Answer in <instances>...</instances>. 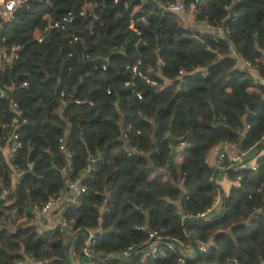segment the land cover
<instances>
[{"label":"trees","instance_id":"obj_1","mask_svg":"<svg viewBox=\"0 0 264 264\" xmlns=\"http://www.w3.org/2000/svg\"><path fill=\"white\" fill-rule=\"evenodd\" d=\"M149 1L28 0L9 23L0 21V48L19 49L11 66L0 67V146L1 127L18 119L13 163L25 172L6 204L10 169L0 156V264H70L71 247L80 264H264V157L256 171L227 156L220 168L206 162L220 143L245 151L264 142V88L230 56L264 75V0H180L213 34L185 29ZM68 13L72 23L37 42ZM138 62L143 75L170 84L133 80ZM180 70L187 76L179 86ZM169 134L184 143L171 164ZM65 166L85 192L69 206L66 233L38 234L29 209L63 190ZM218 173L239 177V185L223 193ZM218 195L214 217L184 219ZM87 230H97L92 258L81 253ZM153 232L159 255L144 261L135 252ZM195 240L209 244L206 253ZM130 247L135 252L126 254Z\"/></svg>","mask_w":264,"mask_h":264},{"label":"built area","instance_id":"obj_2","mask_svg":"<svg viewBox=\"0 0 264 264\" xmlns=\"http://www.w3.org/2000/svg\"><path fill=\"white\" fill-rule=\"evenodd\" d=\"M28 0H0V21L4 23H9L12 18L14 17V14L17 12L18 9L21 8V6L26 3ZM126 3L130 0H125ZM141 3L144 2V0H137ZM158 9L161 11H165L172 14H185L192 12L193 15H195L196 11L195 8L192 6L190 8L186 7L181 1L179 2H166V3H158L156 2ZM126 6L128 4H125ZM81 15H83V12H81ZM74 20V17L71 13H68L61 21L54 22L52 25H50L48 28H46L45 32L42 34H39V36L36 38L38 43H41L44 41V39L54 30L56 29H65V25L72 23ZM206 28L210 31L216 32L217 30H214L206 25ZM221 32V31H219ZM137 35H140L139 32H137ZM79 42L78 37L75 36L68 42V46L72 47L74 44H77ZM18 52L19 49L17 47H11L9 49L0 48V67L4 65L11 66L15 60L18 59ZM230 56L235 61V68L248 74L251 78L253 84L255 86L263 87L264 88V75L261 74L258 69L255 67V65L248 59L243 58L242 56H239L235 52H231ZM139 62L131 67V73L132 78L142 80L145 84L150 85L152 87H156L159 89H163L167 87L170 82L165 79H161L160 81L154 80L150 77H147L143 75L138 70ZM187 76L186 72L183 70L178 71L176 77L174 78L173 82L177 83L179 86L183 84L184 77ZM129 85V84H127ZM130 85H134L131 84ZM23 86H26L24 84ZM1 97H4V92L0 91ZM136 97L138 99H141V93L137 92L135 93ZM61 96H63L61 94ZM12 107L14 110H16L18 107L15 103H12ZM18 119H14L10 125H3L1 127L2 130H7L6 136H5V145L0 146V156L5 158L6 163L9 166L10 173H9V180H10V186L11 190L8 192L7 190L3 192L2 199L6 201V204H11L10 201H13V199L8 200V195L16 190L18 185L20 184V181L23 178V175L25 174L24 170L19 166L13 163V159L15 157V152L21 147L19 137L16 134L17 130V124ZM250 127L248 125L245 126V130H248ZM170 142V141H169ZM227 144V143H224ZM260 144H264V142H261ZM230 145V144H229ZM184 146L183 142L178 141L177 150L179 148H182ZM234 146V145H232ZM237 147V146H236ZM170 148H171V142H170ZM60 150L65 154L66 158L68 159L69 153L66 151L65 148V140L62 138L60 140ZM250 150V149H249ZM248 154V150L241 151L238 149V152L235 156L230 158V162L234 166L244 165L251 167L253 171H256L258 169L257 163L249 164L246 161V155ZM226 157L225 153H222L218 156L216 167L220 168L221 164L223 163L224 159ZM30 168L33 167L32 163L28 166ZM90 169V168H88ZM69 166H65L61 169V172L64 174V188L63 190L53 198L49 199L46 203L42 205H34L31 206L29 209V213L32 218V224L36 227V233L41 234L44 231L50 230V229H58L61 233H66V230H69V206L74 205L77 203L76 197L77 195L84 193L85 189L80 187L77 182H74L69 177ZM226 177L227 175L224 174ZM228 178V177H227ZM229 179V178H228ZM230 180V179H229ZM232 186L236 185L238 186L240 183V178L238 177L235 180H230ZM2 187V181L0 179V188ZM222 206V201L220 196H216L213 200V202L210 204L209 207H207L204 211L197 213L195 215H186L184 217L185 220H208L211 217H214L220 207ZM53 217L57 218V223L53 224L52 219ZM13 229V228H12ZM96 233L97 230H87L84 236V244L81 248V253L86 258H92L96 252H95V243H96ZM70 237H73V234L68 233ZM161 237L158 236L157 232H153L149 234V237L147 241L144 243V247L141 251H136L130 247L127 249L126 254H131L133 252L138 253L141 256L142 260L147 259H156L159 255V241ZM195 244L197 247V251L200 253H206L209 244L207 242L201 241V240H195ZM169 250H175V247L173 244H170L168 246ZM69 261L73 264H80L78 260V256L76 255V252L74 251V248L71 247L69 251Z\"/></svg>","mask_w":264,"mask_h":264},{"label":"crops","instance_id":"obj_3","mask_svg":"<svg viewBox=\"0 0 264 264\" xmlns=\"http://www.w3.org/2000/svg\"><path fill=\"white\" fill-rule=\"evenodd\" d=\"M176 2H179L180 0H175ZM177 16L178 22L185 28L191 31H195V32H207L210 34H213L214 31H209L204 25L203 23L197 22L195 20V15H193L192 12L189 13H185V14H175ZM215 33V32H214ZM217 33V32H216ZM218 34H220L221 37H223L222 32H218ZM238 152V148L236 146H232L229 144H224V143H220L217 146L213 147L212 149L207 151V155H206V162L207 164L211 167V168H216V164H217V159L218 156L222 153H225L226 156L230 159L233 156L236 155V153ZM171 155V152H170ZM169 155V157H170ZM261 157H264V144H259L258 146H255L253 148H251L250 150H248V154L246 155V161L248 163V165L250 164H254L256 163V161H258V159H260ZM177 159V158H176ZM215 180L217 185H219V187L221 188V190L223 191V193L227 194L230 189L232 188V184L230 182V180L222 173H218L215 176ZM13 201H10V203H12ZM54 219H52V223L56 224L57 223V218L53 217ZM185 253H187L188 255H194L193 251L189 248H187L185 250ZM70 264H73L70 262Z\"/></svg>","mask_w":264,"mask_h":264},{"label":"water","instance_id":"obj_4","mask_svg":"<svg viewBox=\"0 0 264 264\" xmlns=\"http://www.w3.org/2000/svg\"><path fill=\"white\" fill-rule=\"evenodd\" d=\"M149 4L154 6L155 9H158V6L154 0H150ZM231 15H232V10H230V17H228V19L226 21L230 20ZM217 126H223V125L217 124ZM168 138H169V141L171 142V155L169 157L168 164H171L173 158L175 157V155L178 152V150H177L178 140L172 138L170 134L168 135ZM237 148L239 149L240 146L238 145Z\"/></svg>","mask_w":264,"mask_h":264}]
</instances>
